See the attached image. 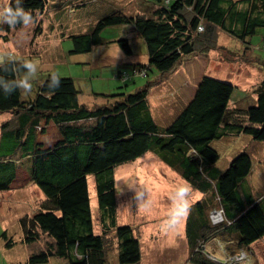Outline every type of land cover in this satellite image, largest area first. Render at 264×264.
Segmentation results:
<instances>
[{
	"label": "trees",
	"instance_id": "16d2710c",
	"mask_svg": "<svg viewBox=\"0 0 264 264\" xmlns=\"http://www.w3.org/2000/svg\"><path fill=\"white\" fill-rule=\"evenodd\" d=\"M149 1L156 4L150 14L113 9L90 31L71 35L75 42L72 51H87L101 43V32L107 25L130 23L145 40L148 61H133L132 72L119 71L116 75L124 85L150 71L156 73L155 79L132 90L110 91L106 95L111 99L93 105L80 101V89L72 76L58 75L60 86L50 88L53 73H47L38 82L32 80L36 87L28 94L17 90L9 95L0 87V112H14L12 119L2 124L0 190L11 187L17 166L29 160L30 178L45 198L31 217L32 227L22 220L24 241L38 240L41 232L52 238L24 263L16 264L44 263L53 256L67 264H108L112 236L120 264L140 262L142 244L135 228L117 221L115 167L147 151L156 153L202 193L191 204L187 219L188 259L230 264L213 257L207 246L212 238L218 236L238 250L252 251V244L264 237V192L256 195L242 188L253 168L252 156L242 151L227 167H221V153L212 144L228 132L249 133L264 140V76L243 103L231 104L237 84L203 74L184 107L165 126L156 120L149 97L161 76L174 71L186 56L217 48L218 30L245 43L244 52L249 53L251 36L264 26V0ZM46 2L24 0V8L35 17ZM11 29L0 24V38L8 40ZM116 40L126 53H134L128 38ZM24 61L14 56L1 59L0 80L23 76ZM52 123L59 137L46 145L41 136ZM90 174L96 180L97 219L92 209ZM217 207L224 208L225 216L213 222L210 212ZM6 233L4 237L11 245L13 240Z\"/></svg>",
	"mask_w": 264,
	"mask_h": 264
},
{
	"label": "rangeland",
	"instance_id": "374dc122",
	"mask_svg": "<svg viewBox=\"0 0 264 264\" xmlns=\"http://www.w3.org/2000/svg\"><path fill=\"white\" fill-rule=\"evenodd\" d=\"M3 3L4 0H0V5ZM154 7L156 4L149 0H47L44 8L37 10L32 26H17L10 30L8 40L0 38V60L6 56H14L36 62L38 69L33 81L37 82L47 73L72 76L80 89L81 102L88 105L103 103L111 99L106 95L110 91L132 90L144 85L147 80L155 79L156 73L150 71L146 76L136 75L133 81L124 85L123 80L116 75L119 71L132 72L133 61H148L145 40L130 23L105 26L101 32V43L93 45L87 51H72L75 42L71 35L90 31L100 18L113 9L126 13L140 11L150 14ZM217 35V48L186 56L181 65L161 76L160 81L151 88L150 102L159 124L165 126L173 121L194 93V86L203 74L237 84L231 104L243 103L247 94L253 91L264 76V26L259 27L251 36V46L247 48L249 53L244 52L245 43L238 38L223 30H218ZM119 37L129 39L134 53L130 55L123 50L116 40ZM33 87H36V82ZM13 115V111L0 112V137L2 124L12 119ZM47 129L41 138L46 145H52L59 137V130L54 124H50ZM212 144L221 153V167H227L231 159L240 152H249L253 158V168L242 188L256 195L264 192L263 139H257L249 133L228 132L221 138L214 139ZM29 163V160L24 159L17 166V175L10 183L11 187L0 190V264L24 263L32 253L39 251L52 240L43 232L36 241L27 243L23 239L25 233L22 220L26 221L27 227H32L31 217L45 198L40 187L29 177ZM164 172L168 177H165ZM163 176L167 182L162 180ZM115 177L119 200L118 224H131L142 243L141 261L127 264H203L184 258L183 249L186 244L183 236L180 240L175 238L179 242L176 246L165 247L168 242H176L172 234H164L161 223H156L157 227H150L152 214L166 210V219L170 210L168 202L164 198L159 200V197H164L163 193L168 188H172L168 192H174L179 185L191 186L188 180L152 151L118 164L115 167ZM89 187L93 214L97 219L98 197L93 174L89 175ZM191 189V200L200 198L202 193L199 190L194 193L192 186ZM142 191L145 193L143 199H147V192L150 194V208L139 207L141 197L138 193ZM168 195L171 197L172 194ZM99 224L97 220V231L100 230ZM4 231L12 238L11 245L7 244ZM111 234H115L113 226ZM153 242H160L157 248L154 247V254L151 249ZM111 245L108 264H120L117 260L118 248L115 247L117 242L113 236ZM215 245L216 249L222 251L221 244ZM186 248L189 249V244ZM174 252L178 253L172 257ZM250 255L252 256L251 252L249 258ZM249 258L243 260L235 255L231 257L230 254L225 257L230 264H251ZM51 261L52 263L38 264H67L64 259L56 256L51 257Z\"/></svg>",
	"mask_w": 264,
	"mask_h": 264
},
{
	"label": "clouds",
	"instance_id": "9594fccd",
	"mask_svg": "<svg viewBox=\"0 0 264 264\" xmlns=\"http://www.w3.org/2000/svg\"><path fill=\"white\" fill-rule=\"evenodd\" d=\"M34 23L35 17L32 12L25 10L24 0H4V3L0 5V24H6L9 26V28H15L17 26L28 28ZM22 68L26 71L19 79L14 78L11 81L6 79L0 80V87L3 88L5 94L10 95L17 90H20L24 94L31 93L33 87L32 80L36 77L38 64L32 60H26L23 62ZM60 83V77L57 74H52L48 86L50 88H58ZM144 195L145 193L143 191L138 193V196L141 197L139 207L150 208L152 205L150 194L147 192V199H143ZM191 195L192 189L190 185H179L175 189L171 196L169 213L161 225V231L164 234L167 235L170 232L176 231L178 227L187 219L192 206ZM241 252L246 253V256L243 258V260L246 259L248 257V253L247 250L244 249H241L239 252L233 255L240 254ZM233 255L230 256L232 257ZM213 257L216 259L218 258L215 255ZM223 260L230 263L225 258Z\"/></svg>",
	"mask_w": 264,
	"mask_h": 264
},
{
	"label": "crops",
	"instance_id": "0c3cea01",
	"mask_svg": "<svg viewBox=\"0 0 264 264\" xmlns=\"http://www.w3.org/2000/svg\"><path fill=\"white\" fill-rule=\"evenodd\" d=\"M173 171V170H172ZM164 175H165V177H168L167 175H166V172H164ZM171 178V177H170ZM169 178V179H170ZM168 179V180H169ZM162 180H164V176L162 177ZM164 181H166V180H164ZM167 182V181H166ZM170 189H172V188H168L167 190L168 191H170ZM164 191V190H163ZM168 191H166L165 193H163V195H164V197L162 196V197H159V200L160 199H165L167 202H168V204L169 205H171V197L168 195V194H173V192H168ZM194 191V193H198V192H196L197 190H193ZM168 193V194H167ZM172 196V195H171ZM202 195H200L199 197H201ZM91 199H92V197H91ZM195 201V198L194 199H192L191 200V204L193 203ZM157 208H159V207H157ZM156 212V211H155ZM165 216H166V210L165 211H163V213H155V214H152L151 215V222L152 223H150V227H157V225H156V223H163V221L165 220ZM187 219H188V217H187ZM187 219L178 227V229L176 230V231H173V232H170V233H168L167 234V236L168 235H170V234H172V236H173V238H174V240H175V238L177 239H181V237L183 236L184 237V241L183 242H185V244L188 246V244H189V240H188V236H187ZM176 241V240H175ZM160 242H153V245H152V247H151V249H152V252H153V254H154V247L155 248H157V244H159ZM179 242H168V244L165 246V247H171V246H176L177 244H178ZM215 243H217V244H221V246H222V251H220L219 249H216V245H215ZM142 244V243H141ZM186 245L184 246V249H183V255H184V258L186 259V260H189L188 259V257H189V249H187L186 248ZM207 246H208V248L212 251V253L214 254V255H216V253L215 252H218L220 255H216L220 260H222L223 261V259L226 257V255L228 256L229 254H236L237 252H239L240 250H238V249H236V246H235V244H233V243H231V242H224V241H222L218 236H216V237H214V238H212L208 243H207ZM252 246H253V250L252 251H248L247 253H248V257L247 258H249V252H251V254H252V256L249 258L250 259V263L251 264H253V261H254V264H257L258 262H264V237L263 238H261V239H259V240H257L256 242H254L253 244H252ZM215 249V250H214ZM178 252H174L173 253V255H172V257L175 255V254H177ZM255 255H257L256 256V258H255ZM246 258V259H247ZM59 259H62V258H60L59 257ZM245 260V259H244ZM53 261V260H52ZM52 261H51V259L48 261V263H52ZM238 262H241V261H238Z\"/></svg>",
	"mask_w": 264,
	"mask_h": 264
},
{
	"label": "built area",
	"instance_id": "2783aa9c",
	"mask_svg": "<svg viewBox=\"0 0 264 264\" xmlns=\"http://www.w3.org/2000/svg\"><path fill=\"white\" fill-rule=\"evenodd\" d=\"M224 214H225L224 208H222V207L214 208L210 212V216H211V219L213 220V222H219L222 219H224V216H225ZM235 256H236V258L243 259L246 256V253L241 252L240 254H237Z\"/></svg>",
	"mask_w": 264,
	"mask_h": 264
}]
</instances>
